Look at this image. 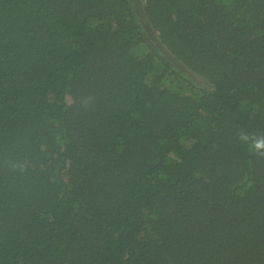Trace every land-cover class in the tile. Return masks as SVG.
<instances>
[{"label": "trees", "instance_id": "trees-1", "mask_svg": "<svg viewBox=\"0 0 264 264\" xmlns=\"http://www.w3.org/2000/svg\"><path fill=\"white\" fill-rule=\"evenodd\" d=\"M241 130L264 0H0V264H264Z\"/></svg>", "mask_w": 264, "mask_h": 264}, {"label": "clouds", "instance_id": "clouds-1", "mask_svg": "<svg viewBox=\"0 0 264 264\" xmlns=\"http://www.w3.org/2000/svg\"><path fill=\"white\" fill-rule=\"evenodd\" d=\"M81 106L83 107V102ZM237 139L241 144L247 145L249 152L253 155L264 158V133L257 135L241 130L237 133ZM8 166L14 172L19 171L23 173L28 170V161H9Z\"/></svg>", "mask_w": 264, "mask_h": 264}]
</instances>
